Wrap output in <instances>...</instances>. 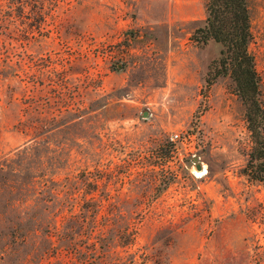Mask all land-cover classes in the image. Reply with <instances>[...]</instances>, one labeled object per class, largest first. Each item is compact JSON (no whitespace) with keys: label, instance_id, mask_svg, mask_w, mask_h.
<instances>
[{"label":"rangeland","instance_id":"374dc122","mask_svg":"<svg viewBox=\"0 0 264 264\" xmlns=\"http://www.w3.org/2000/svg\"><path fill=\"white\" fill-rule=\"evenodd\" d=\"M206 16L205 0H0V264H81L66 249L99 236L97 264H264L245 105L229 76L208 86L222 45L194 37Z\"/></svg>","mask_w":264,"mask_h":264},{"label":"trees","instance_id":"16d2710c","mask_svg":"<svg viewBox=\"0 0 264 264\" xmlns=\"http://www.w3.org/2000/svg\"><path fill=\"white\" fill-rule=\"evenodd\" d=\"M205 3L207 16L204 25L196 30L194 37L199 43L207 44L210 40H214L222 45L220 57L214 59L209 66L208 86L215 83L219 77L229 76L232 79L236 93L245 105V119L251 141L242 174L250 182L258 183L264 187L263 81L257 67L256 56L250 48L254 39L251 3L250 0H205ZM91 199L94 203L95 196ZM84 205L81 202L71 201L69 211L72 218L77 220L80 218L85 223V219L89 218L88 214L92 217L98 213L99 205L87 208V212H85ZM78 208H81L80 212ZM56 228L59 229V226L57 225ZM59 235L61 238L70 236L68 233L62 234V232ZM116 236L119 238V245L130 247L135 243L136 230L131 229L129 224L121 226L117 229ZM98 239L87 246L88 251L85 253H82V246L80 244L78 246L77 243L66 250L75 253L79 258V253L86 255L85 258H82L81 264H97V261L101 259L99 251L106 252L103 253V258H105L107 248L110 247L108 237L99 236ZM124 258V256H119L121 262Z\"/></svg>","mask_w":264,"mask_h":264},{"label":"bare ground","instance_id":"6f19581e","mask_svg":"<svg viewBox=\"0 0 264 264\" xmlns=\"http://www.w3.org/2000/svg\"><path fill=\"white\" fill-rule=\"evenodd\" d=\"M204 169H205V167H204ZM206 170H200V171H198L199 173H204ZM196 173V172H195ZM198 175V174H197Z\"/></svg>","mask_w":264,"mask_h":264},{"label":"water","instance_id":"95a60500","mask_svg":"<svg viewBox=\"0 0 264 264\" xmlns=\"http://www.w3.org/2000/svg\"><path fill=\"white\" fill-rule=\"evenodd\" d=\"M198 168H201V165H198Z\"/></svg>","mask_w":264,"mask_h":264},{"label":"built area","instance_id":"2783aa9c","mask_svg":"<svg viewBox=\"0 0 264 264\" xmlns=\"http://www.w3.org/2000/svg\"><path fill=\"white\" fill-rule=\"evenodd\" d=\"M175 136H178V134H175Z\"/></svg>","mask_w":264,"mask_h":264}]
</instances>
